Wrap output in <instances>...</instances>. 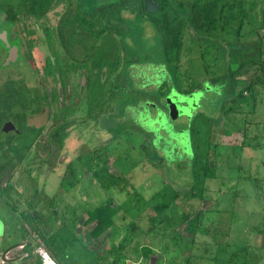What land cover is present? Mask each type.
Returning <instances> with one entry per match:
<instances>
[{"label": "rangeland", "instance_id": "rangeland-1", "mask_svg": "<svg viewBox=\"0 0 264 264\" xmlns=\"http://www.w3.org/2000/svg\"><path fill=\"white\" fill-rule=\"evenodd\" d=\"M10 1L17 5L18 19L11 24L5 10L0 8V27L7 25L11 37L22 40L23 51L31 54L29 60L38 75L21 72L19 63L7 67L4 62V66L0 65V84L8 77H23L29 86H42L50 96L51 105L46 119H29V137L22 135L17 141L0 143V165H5L0 169V202L4 207L0 211V264H38L39 257L46 264L42 240L57 231L74 238L64 248L65 264L72 263L86 243L99 255H107L104 264H131L132 261L173 264V260L175 264H264V86L258 83L251 88L249 80L239 83L223 106L221 94L212 90L214 79L237 71L253 60L264 61V0H248L253 10L247 9L246 14L237 8L224 7L218 27L213 31L184 28L181 60L168 64L174 78L163 66H130L133 51L126 46H135V38L142 35L139 45L158 47L156 29L142 16H139L140 22L129 27L126 18L138 13L135 1L104 13L103 4L88 5L89 0H58L40 18L25 13L22 0ZM181 1L185 6L182 9L189 10L194 0ZM256 1L261 2L256 5ZM77 12L99 21L95 30H113L116 35L100 40L95 55L81 66L66 54L58 34L60 26L65 31L75 26L78 37L83 35L89 46L96 41L90 32L82 34L84 29L75 22ZM232 13L236 18L227 26L226 18ZM239 26L242 29L238 36ZM129 28L132 34L122 40V34L128 33ZM48 31L52 47L48 45ZM75 45L80 50L79 59L88 57L91 49L79 42ZM55 52L59 54L63 70L55 76L57 82L44 75L47 57L58 65ZM116 53L121 56L118 58ZM150 53L155 51L152 49ZM153 58L159 59L158 53ZM84 71L92 79L79 93ZM208 81L212 89L205 84ZM117 85L122 87L113 94L112 89ZM170 86H173L171 93L177 92L181 98L197 90L192 112H179L174 118L170 115L164 95ZM55 88L59 100L52 102ZM126 88L129 94L125 93ZM126 94L130 97L128 101L133 100L135 104L132 108L125 106ZM104 99L107 103L102 105ZM183 107L184 104L181 110ZM112 115L120 119L111 120ZM62 117L76 120L64 145L50 135ZM192 125L199 131L194 132V139L200 136L215 177L204 179L199 157L194 162ZM100 156L108 159L109 169L121 177L111 191L103 188L92 172V164ZM63 178L65 185H62ZM176 192L178 196L174 197ZM33 198L36 199L34 207ZM112 199L123 209L113 227L95 238L91 236L95 222H85L87 211ZM3 200L16 207L15 211L5 207ZM167 203H170L168 207ZM73 209L77 213L76 226H64L62 214L70 217ZM3 213L8 217V224L3 222ZM22 213L26 214L25 218L19 217ZM186 213L191 214L184 220ZM199 213L200 218L195 219ZM37 214L42 215L40 222ZM139 214L143 216L139 225L146 235L137 237L138 241L136 238L131 244V234L142 231L141 227L130 230L131 222ZM31 224L37 225L40 237L32 234ZM113 241L121 247L107 254ZM208 241L217 245L216 250L211 248L208 258L202 259L198 256L202 251L207 252ZM240 243L248 244L250 252H240L232 262L227 261L230 252ZM143 245L154 249L148 259L142 255ZM212 253L224 261L210 259L214 256ZM121 255L122 260L116 258ZM185 257H190L191 263Z\"/></svg>", "mask_w": 264, "mask_h": 264}, {"label": "trees", "instance_id": "trees-1", "mask_svg": "<svg viewBox=\"0 0 264 264\" xmlns=\"http://www.w3.org/2000/svg\"><path fill=\"white\" fill-rule=\"evenodd\" d=\"M114 4L115 2H117ZM135 1V6L138 7V13L137 16L126 18V21L129 22L128 25L140 22L139 16H142L144 21L147 20L150 22L151 26L154 27L157 31V34L155 33V38L158 42V47L149 48L148 46L144 47L143 43L141 44V37L142 35L137 39H134L135 46H126V49L128 47L129 50L133 51V60L129 63L131 65H138V66H154L159 65L163 66L166 73H170L171 76L174 78L172 72L170 69H168L169 63L179 62L181 60L182 50H183V30L186 27H190L191 29L198 31H206L210 32L213 31L218 27L219 21L222 18L223 8L226 7L227 9H235L237 8L238 11L242 12V14H246V10L249 9L251 11L252 7L250 8L248 5V0H194L190 6L189 10H185L182 8H185L183 1L180 0V2H176L175 0H106L103 3V0H89V4H97L101 5L103 4L104 13H107L111 10H117L122 9L127 4H132V2ZM58 2V0H22L21 1V7L25 13L28 15L34 16V17H43L45 16L52 8L55 6V4ZM94 2V3H93ZM261 1H256V5H259ZM88 5H85L87 7ZM255 5V4H254ZM2 8L6 11V18L10 23H15L18 19L17 14V5L13 2L2 4ZM253 10V9H252ZM236 18V15L232 13L228 19L226 18V22L228 25H230L231 21ZM75 22L77 23V26L82 28V34L85 31L90 32L91 35L94 36L95 42L89 46L87 43H85V37L82 35L81 38L78 37V33L76 31L75 26L71 27L67 31H65L63 28H59L58 34L60 38V42L62 43L63 48L66 51V54L70 57L72 60H77L78 63L83 64L85 62H88L92 59L93 55H95V50L98 46H100V40H107L106 36H110L111 38H115L116 35L113 30H105V29H98L95 30L96 24L99 23V21H94L92 19H88L84 14L77 12L76 13V19ZM244 24V20H242V26ZM242 26H239L238 29V36L241 33ZM132 29L129 28V32H125L122 34V37H124L122 40H125V35L132 34ZM243 34V32H242ZM109 37V38H110ZM48 42L49 46L52 47V37L50 34V31H48ZM76 42H79V45L82 47H86L88 50L91 49V51L88 53V57H84L82 59H79L77 56L79 53L78 47L75 45ZM139 45V46H138ZM139 47V48H137ZM154 50L155 53H150L151 50ZM149 52V53H148ZM158 53L159 59H154L153 57H156V54ZM57 56L58 65L55 66L51 57H47L46 62L44 64V73L47 78H52L55 82H57L55 78V74L62 70L60 57L58 52H55ZM116 56L119 58L121 56L120 53H116ZM58 67V68H57ZM59 67L61 69H59ZM63 71V70H62ZM170 76V78H171ZM91 77L87 79V81H91ZM247 80L250 81L249 87L252 88V86H255L258 83H261L264 86V61H251L249 64L243 65L240 69L237 71H232V73H228V75H224L223 77H219L214 79L215 86L217 88L212 89L216 90L219 94H221V106H223L224 101L233 94V90L235 89L236 85L239 83L247 82ZM218 81H220L218 84ZM209 82V81H208ZM28 82L23 79H9L5 81L2 85H0V127L5 119H10L11 117L18 118L22 122H25L27 120V117L30 113H33L36 111L37 108L40 107V95L35 94L33 92V87L29 86L27 84ZM211 85L212 83L209 82ZM214 84V83H213ZM39 87V86H37ZM119 85L114 87L112 89L113 94L118 92L119 89H121ZM173 86L169 87V92H167L166 97L172 92ZM201 90V89H200ZM206 90V89H205ZM38 91V90H37ZM125 93L129 94V89H124ZM197 91V90H196ZM199 91V90H198ZM191 92H195V90H192ZM40 93V92H39ZM124 95V97L127 99L125 103V106L127 107H133L135 105L133 103V100L128 101L130 97ZM115 95L112 96V99H114ZM149 96H145L147 99ZM59 100V94L56 91V88L52 91V102ZM149 100V98L147 99ZM106 99H104L102 105L106 104ZM132 104V105H131ZM39 106V107H38ZM124 106V107H125ZM37 107V108H36ZM121 110V107H120ZM193 110V108H192ZM190 110V112H192ZM121 114L118 113L117 116ZM64 116V113L62 114ZM116 117V116H115ZM195 117V124H196V118ZM111 120L116 119L119 120L120 118H114V115L110 116ZM120 123V122H119ZM116 124V125H119ZM76 120L71 119L67 120L64 117L61 118V122L53 127V129L50 131V135L52 138L56 140L57 143L60 145L65 144V139L68 136V131L72 126H75ZM102 127L110 126L105 124H101ZM115 125V126H116ZM192 136L194 139V132L198 133V129L196 125H192L191 127ZM39 131V129H38ZM200 136L194 139L193 141V151H194V162L195 159L199 157V167L204 170L205 173H203V178L206 177L212 178L215 177V169L208 165V154L204 153L205 149L202 148L201 142H200ZM8 142H13V140H10ZM1 143V141H0ZM23 143V142H19ZM3 144V143H2ZM201 157V158H200ZM104 157H99L97 160L94 161L92 164V172L94 177L98 180L100 185L111 191V189L117 185L118 181L120 180V175L115 174L112 172V170L108 167V159H103ZM100 159V161H99ZM202 159V160H201ZM97 161V163H96ZM97 165V167H95ZM196 165V163H194ZM5 168V165H0V169L3 170ZM95 168V169H94ZM199 169V170H200ZM195 170V176L197 175L196 169ZM127 172V171H125ZM203 181V180H202ZM66 182L64 181V178L62 180V185H65ZM193 188V187H192ZM204 191V189H203ZM202 191V192H203ZM201 194V192H199ZM178 196V192L174 194V197ZM3 199V198H2ZM1 200V196H0ZM204 200V198H203ZM4 206H9L10 209H16V207H11L7 200H3ZM33 207L36 205V199L33 198L32 204ZM167 207L170 205V203L166 204ZM170 207V206H169ZM4 207H1L0 202V211L3 212L2 209ZM122 205H118L116 202L113 201V199L109 202L96 205L93 209L88 210V217L86 219V223L89 222H95V227L91 230V236H94L95 238H99L107 229L110 227H113L115 224L116 216L122 211ZM15 211V210H14ZM125 211V210H123ZM162 209L160 210V212ZM72 215L70 217H65L64 214H62L63 217V225L68 224L70 226H76V218L77 213H75V209L72 210ZM141 214V213H140ZM138 215L134 218V220L131 222L133 227L130 229H134L136 227H141L139 225V220L142 219V215ZM191 213H186L184 215V220L188 219L190 217ZM4 216V223L8 224L9 221H7L8 217L3 213ZM38 215V214H37ZM26 214L22 213L19 215V217L25 218ZM200 213L195 217V219L200 218ZM37 217L39 222L42 220V215H38ZM192 220V219H191ZM194 220H192L193 222ZM31 229L30 231L35 237H40L41 235L36 230L35 224L30 225ZM142 231L139 232L138 235L131 234V244L137 237H141L145 234V229L141 227ZM174 229V226H173ZM138 238L136 239L138 241ZM174 239H177V236H173ZM74 238H69L66 235L60 233V232H54L53 235L45 237L44 240H42V245L46 247V249H49L51 253V257L58 263V264H65L64 259L66 254H64V248L69 245L71 241L73 242ZM140 242V241H139ZM193 243V242H192ZM191 243V244H192ZM190 244V245H191ZM221 244V243H220ZM136 245V242L134 243V246ZM193 245V244H192ZM121 247L116 241H113V246L110 251L107 252V254H112L114 252V248ZM125 246L124 244L122 247ZM216 246L213 242L208 241L205 243V248L207 252L204 254L202 253L198 256L202 259L208 258L209 252H212V249L215 251ZM248 244L240 243L236 244V247H234V250L230 252L229 259L227 261L232 262L234 259L237 258V254H241L240 252H244L245 254L247 252H250L248 248ZM83 251L77 256V258L70 264H104L103 260L107 255H99L97 253L96 249H92L89 247V245L86 243L83 247ZM239 249H241L239 251ZM142 255L144 258H149V255L154 252L153 247L151 245H143L141 248ZM63 253V254H62ZM209 253V254H208ZM149 254V255H148ZM208 254V255H207ZM214 256L211 258H216L220 261L221 257L216 255L215 253H212ZM121 260L124 258L123 255L120 257ZM185 259L188 261V263H191L190 257H185ZM224 261V260H223ZM173 264H175L174 260L172 261ZM124 263H126L124 261ZM43 264L42 257H39V263ZM131 264H135L134 261L131 262Z\"/></svg>", "mask_w": 264, "mask_h": 264}, {"label": "flooded vegetation", "instance_id": "flooded-vegetation-1", "mask_svg": "<svg viewBox=\"0 0 264 264\" xmlns=\"http://www.w3.org/2000/svg\"><path fill=\"white\" fill-rule=\"evenodd\" d=\"M9 2H10V0L5 2V3H9ZM5 3H3L2 0H0V8H2V4H5ZM11 24H14V23H11ZM12 26H14V25H12ZM3 32H6V39H4L1 36V34ZM10 32H11V30H10L9 27H7V25H5L4 27H0V65L2 66L4 64V62H6L8 57L12 54L14 47L16 46V49H17L16 59L9 61V63H6L5 66H7V67L10 66L11 67L12 64L19 63L21 68H22L21 72H26V75H38V70L33 68V66L30 63L29 59L32 58L31 54L30 55L29 54H25L24 51H23L22 40H20L17 37L16 38L11 37ZM64 51H65V49H64ZM24 54H25V57H24ZM29 64L31 66H29ZM59 69H61V68L59 67ZM0 71H1V69H0ZM61 73H63L62 70L58 71L55 75H61ZM15 75H23V73L22 74H18L17 73ZM44 75H46V74L44 73ZM84 75H85V82L82 84ZM88 77H89V73L84 71L82 73V78H81V81H80L79 93L82 92V89L84 88ZM9 79H12V77H8L5 81H7ZM13 79H23V77H21V78H13ZM2 84H0V85H2ZM33 92H35V94H39L41 96L40 99H39V101L41 102L39 104L40 107L39 106H38L39 108L36 107L37 108L36 111L33 112V113H30L28 115L27 120L25 122H22L21 120H19L18 118H15V117H11L10 119L9 118L5 119L3 121L1 127H0V141H4V140L9 141L10 138L13 141H17L18 139L21 138L22 135H25L26 137H29L28 134H27L28 131L31 130V129H29V128H31V125L29 123V119L30 120H31V118L32 119L33 118L34 119H40V118L46 119V117L49 115L50 110L48 109V105H51L50 104V101H51L50 96H48V94L45 92V90L43 89L42 86H39V87L34 86L33 87ZM8 121H12L15 124L16 128L15 129H11L9 131H4L3 127H4L5 123L8 122ZM32 131H34L36 135L39 134V132H36L35 130H32Z\"/></svg>", "mask_w": 264, "mask_h": 264}, {"label": "water", "instance_id": "water-1", "mask_svg": "<svg viewBox=\"0 0 264 264\" xmlns=\"http://www.w3.org/2000/svg\"><path fill=\"white\" fill-rule=\"evenodd\" d=\"M1 36L6 39V32H3L1 34ZM17 56V49L16 46L13 49L12 54L8 57V59L6 60V63H9V61L11 60H15ZM85 82V75L83 77V82L82 84ZM206 85H209L210 89H212V85L209 82L205 83ZM213 88H217V86H214ZM195 93H197L196 91L192 94H190L189 96H187L186 98H181L178 96L177 92L176 93H170L167 98H166V104L167 107L170 111V115H172V117L174 118L179 112H188V110H192V108H194L195 104H196V100H195ZM182 101V102H181ZM184 104L183 109L181 110L182 105ZM16 126L12 121H8L5 123L3 130L4 131H9L11 129H15ZM46 251L50 254L51 253L49 251V249H46Z\"/></svg>", "mask_w": 264, "mask_h": 264}, {"label": "bare ground", "instance_id": "bare-ground-1", "mask_svg": "<svg viewBox=\"0 0 264 264\" xmlns=\"http://www.w3.org/2000/svg\"><path fill=\"white\" fill-rule=\"evenodd\" d=\"M45 259L47 261L46 264H58L51 256L50 254L45 250Z\"/></svg>", "mask_w": 264, "mask_h": 264}, {"label": "crops", "instance_id": "crops-1", "mask_svg": "<svg viewBox=\"0 0 264 264\" xmlns=\"http://www.w3.org/2000/svg\"><path fill=\"white\" fill-rule=\"evenodd\" d=\"M90 248H92L90 245H89ZM92 249H95V248H92ZM98 253V252H97Z\"/></svg>", "mask_w": 264, "mask_h": 264}]
</instances>
